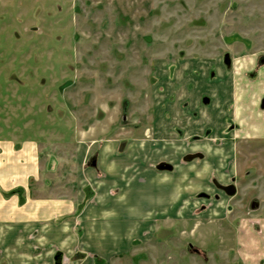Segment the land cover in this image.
I'll return each instance as SVG.
<instances>
[{"label":"rangeland","instance_id":"374dc122","mask_svg":"<svg viewBox=\"0 0 264 264\" xmlns=\"http://www.w3.org/2000/svg\"><path fill=\"white\" fill-rule=\"evenodd\" d=\"M239 58L264 68V0H0V141L36 143L39 177L31 188L72 202L91 200L92 182L107 179L111 194L122 195L118 173L129 169L133 182L144 164L172 173L205 164V147L226 149L249 173L232 208L249 221L264 218V145L235 150L224 137L234 129L228 102L240 86ZM253 72L245 76L253 81L247 102L259 93ZM106 145L115 160L100 157ZM82 148L89 153L83 160ZM188 155L195 158L185 162ZM0 158L3 171L17 163L9 152ZM49 161L57 164L52 173ZM163 165L172 171H160ZM104 168L117 172L111 177ZM210 192L194 194L197 212L220 201ZM235 215L195 228L190 220L173 236H157L151 254L158 264H239L226 231L238 223Z\"/></svg>","mask_w":264,"mask_h":264},{"label":"crops","instance_id":"0c3cea01","mask_svg":"<svg viewBox=\"0 0 264 264\" xmlns=\"http://www.w3.org/2000/svg\"><path fill=\"white\" fill-rule=\"evenodd\" d=\"M234 65H237L235 75L239 78L236 85L240 86L235 87L234 100L228 102L232 107L229 119L234 129L230 134L225 132V140L235 141V150L238 145H264V111L259 107L260 98L264 97V68L255 69L254 63L242 58L235 60ZM253 70L258 76L255 85L259 93L247 102V92L253 81L245 76ZM18 145L0 141V157L5 151L17 160L11 170L0 169V185L6 184L5 190H0V264H56L58 253L60 264H158L155 254H151L157 236H173L180 226L183 229L193 219L195 228L205 223L221 224L235 214L238 223L226 231L232 236L231 248L238 263L264 264V218L252 215L254 221H249L243 209L235 211L232 200L224 196L204 211L195 210L201 206L193 199L195 193L212 191V181L228 185L245 172L236 160V164L232 163L233 153H229V157L226 149L214 153L217 149L205 147L208 158L205 164L198 167L182 164L175 166L172 173L159 172L154 166L144 164L133 182L132 169L122 176L118 173L123 181L122 195L118 197L111 194L115 186L109 179L101 184L92 182L93 186L97 183V192L91 200L81 197L84 188H79L80 184L88 178L83 170L80 174L83 179L78 180L80 198L72 202L40 197L34 192L30 179L38 180L39 177L36 143ZM109 148L106 145L99 155L115 160ZM81 150L83 160L89 153L84 148ZM196 151L199 150L193 152ZM212 155L218 157L219 164L209 161ZM0 161L2 163L1 158ZM56 165L49 161L46 170L53 171ZM104 169L111 177L117 172L111 173L113 168ZM244 174L249 176L247 172ZM46 182L45 179L41 181L44 187ZM240 183L237 182L238 189Z\"/></svg>","mask_w":264,"mask_h":264},{"label":"flooded vegetation","instance_id":"af4514ba","mask_svg":"<svg viewBox=\"0 0 264 264\" xmlns=\"http://www.w3.org/2000/svg\"><path fill=\"white\" fill-rule=\"evenodd\" d=\"M121 147V146H120ZM125 147H126V143H125ZM125 147H124V149H125ZM119 150H120V148H119ZM124 151V150H123ZM189 156H193V155H188V156H186V157H189ZM185 160V159H184ZM186 162V161H185ZM191 162V161H190ZM93 163H95V162H93ZM93 163H92V165H93ZM164 166V165H163ZM162 166V167H163ZM164 167H166V169H164V170H166V171H168V170H171L172 171V169H173V167L171 166V165H166V166H164ZM160 171H162L163 169H159ZM248 173V172H247ZM249 175V174H248ZM238 181H240V178H234V180L230 183V184H228V185H222V184H220L219 182H217V181H215V183H214V188H215V190H216V192H218V193H221L220 195L217 193L216 195H215V197H217L218 199L219 198H222V196H224L226 199H228V200H232V199H234V198H236L238 195H239V189H238V187H237V182ZM216 184H218V185H220V186H222V187H228V186H234L235 187V189H236V193H235V195L234 196H229L224 190H222V189H220V188H218L217 186H216ZM256 204V203H255ZM260 204H258L257 205V207H255V209L257 208V210H259L260 209ZM256 211V210H255Z\"/></svg>","mask_w":264,"mask_h":264},{"label":"water","instance_id":"95a60500","mask_svg":"<svg viewBox=\"0 0 264 264\" xmlns=\"http://www.w3.org/2000/svg\"><path fill=\"white\" fill-rule=\"evenodd\" d=\"M124 147H125V143H123L122 145H121V147H120V152H122L123 150H124ZM195 158V156H189V157H186L185 158V161L186 162H190V161H192L193 159ZM93 166H95V163H93ZM159 169H166V167H159ZM216 186L218 187V188H220V189H222V190H224L229 196H234L235 195V193H236V189H235V187L234 186H228V187H222V186H220V185H218V184H216Z\"/></svg>","mask_w":264,"mask_h":264}]
</instances>
